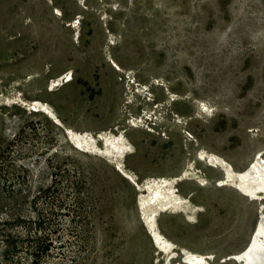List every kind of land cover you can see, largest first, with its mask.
I'll return each instance as SVG.
<instances>
[{
	"label": "rangeland",
	"instance_id": "obj_1",
	"mask_svg": "<svg viewBox=\"0 0 264 264\" xmlns=\"http://www.w3.org/2000/svg\"><path fill=\"white\" fill-rule=\"evenodd\" d=\"M82 1L0 0V264H162L118 164L141 186L175 180L186 205L155 217L168 240L235 264L260 200L199 153L241 172L264 152V0ZM35 234L53 245L33 262Z\"/></svg>",
	"mask_w": 264,
	"mask_h": 264
},
{
	"label": "bare ground",
	"instance_id": "obj_2",
	"mask_svg": "<svg viewBox=\"0 0 264 264\" xmlns=\"http://www.w3.org/2000/svg\"><path fill=\"white\" fill-rule=\"evenodd\" d=\"M81 2L83 1L81 0ZM77 36L78 35H76V37ZM112 64L116 65V63H114L113 61ZM115 68L120 70L117 65L115 66ZM71 80V73H64L58 78L52 80V82L50 83L51 90H54L56 87L62 84L69 83ZM9 101L19 102L32 111L46 113L54 118L56 122L60 123L55 112L46 102L40 100H24L21 98V95L19 93H16L13 97L9 98ZM131 122L133 125H135L137 123L143 122V120L142 118L140 119V117L132 118ZM67 133L74 141H77L81 138L80 135L73 133L71 129H67ZM109 135L110 137L107 140L110 141L111 139H115V142L117 144H114V147L118 150V153L126 154L131 152L129 144H127L125 139H123V134L118 136H114L112 134ZM263 154L264 152L258 153L246 169L241 172H236L237 170L235 171L231 164L227 163L224 159L213 154L208 155L205 152L199 153L201 158L208 159L210 163L219 166L224 170L226 177L224 178V180L220 181V186H231L236 189L241 195L252 200H261L264 197ZM118 167L122 170L120 164H118ZM174 182L175 180L169 181L161 178L150 179L144 185H138L141 192L140 205L142 207L143 214L147 216V218L144 217L146 227L151 235L153 244L156 246L160 253L165 255L162 264H207L206 257L191 252L184 247L178 248L157 229L154 218V216H156V211H180L187 203V200L179 195L178 190L174 186ZM153 206L155 207L152 208ZM260 216L261 217L256 233L253 235V238L251 234L248 241V243H250L251 241L248 251L245 254L241 255V253L244 251V248L246 247L245 246L241 251L232 255L237 260H241V258H244L245 261L241 264H258L257 260L260 256H262L260 252H264V211L260 213Z\"/></svg>",
	"mask_w": 264,
	"mask_h": 264
},
{
	"label": "trees",
	"instance_id": "obj_3",
	"mask_svg": "<svg viewBox=\"0 0 264 264\" xmlns=\"http://www.w3.org/2000/svg\"><path fill=\"white\" fill-rule=\"evenodd\" d=\"M40 234V232H39ZM16 235V234H15ZM15 235H7L5 243H6V248L9 249H16L15 244H14V238ZM18 236V235H17ZM34 236V235H33ZM32 236V237H33ZM16 238V237H15ZM35 245L31 246L29 252H30V257H32L33 262L34 261H40L42 258L49 256V254L52 253V245H53V240L47 235V234H41L38 236V234H35Z\"/></svg>",
	"mask_w": 264,
	"mask_h": 264
},
{
	"label": "water",
	"instance_id": "obj_4",
	"mask_svg": "<svg viewBox=\"0 0 264 264\" xmlns=\"http://www.w3.org/2000/svg\"><path fill=\"white\" fill-rule=\"evenodd\" d=\"M54 122L58 125V126H60V127H63L62 126V124H60V123H57L55 120H54ZM64 130H65V133H66V128H64ZM67 135V134H66ZM67 137H68V139H70V137L67 135ZM71 140V139H70ZM117 170L125 177V178H127V179H129L133 184H134V186L136 187V189H137V191L139 192L140 191V187L138 186V183H136V182H134L132 179H131V177H129L127 174H125L119 167L117 168ZM182 181V180H181ZM180 181V182H181ZM257 203V224L256 225H254V227H253V233H252V238H253V235L256 233V230H257V228H258V224H259V221H260V213L262 212V211H264V197H263V199L262 200H260V201H258V202H256ZM140 210H139V212H140V218H141V221H142V223H143V226L145 225L146 226V222H145V220H144V217H143V215H142V210H141V208L140 207H138ZM161 213H163V211H158L157 213H156V216H154V218L156 217V220L158 221V217H159V215L161 214ZM250 244H251V241H250V243H248V245H247V243H246V247L244 248V251L241 253V255H243V254H245L247 251H248V249H249V246H250ZM261 254H262V256H260L259 258H258V260H257V263L258 264H264V252L262 251V252H260ZM226 261H232V262H234L235 264H241V263H243L244 261H245V259L244 258H241V260H237V259H235L234 258V256H231V255H229V256H227L226 257Z\"/></svg>",
	"mask_w": 264,
	"mask_h": 264
}]
</instances>
